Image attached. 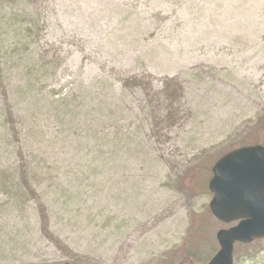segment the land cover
Wrapping results in <instances>:
<instances>
[{
  "label": "rangeland",
  "instance_id": "rangeland-1",
  "mask_svg": "<svg viewBox=\"0 0 264 264\" xmlns=\"http://www.w3.org/2000/svg\"><path fill=\"white\" fill-rule=\"evenodd\" d=\"M134 77L183 85L170 130ZM249 145L264 0H0V264H206L234 226L212 168ZM234 255L264 264V242Z\"/></svg>",
  "mask_w": 264,
  "mask_h": 264
},
{
  "label": "water",
  "instance_id": "water-1",
  "mask_svg": "<svg viewBox=\"0 0 264 264\" xmlns=\"http://www.w3.org/2000/svg\"><path fill=\"white\" fill-rule=\"evenodd\" d=\"M209 208L221 223L235 227L217 233L219 252L208 264H234V247L264 240V147H241L212 169Z\"/></svg>",
  "mask_w": 264,
  "mask_h": 264
},
{
  "label": "trees",
  "instance_id": "trees-1",
  "mask_svg": "<svg viewBox=\"0 0 264 264\" xmlns=\"http://www.w3.org/2000/svg\"><path fill=\"white\" fill-rule=\"evenodd\" d=\"M162 86L165 90L161 88L160 91L154 93L151 92L153 90V84L151 82H145L144 79L134 77L124 79L120 89L122 91L132 90V92H136L137 90L139 93L145 95H155V99L151 100L149 103V105L152 103V106L149 109V115L152 114L153 119L157 121L160 120V130L164 131L167 129L170 130L176 123H178V119H181L179 115L185 89L181 83L172 80L164 81ZM258 243L262 242H256V244ZM212 251L213 246L209 247V249L205 248L203 250H197V253H200L198 259H204L206 255L209 257Z\"/></svg>",
  "mask_w": 264,
  "mask_h": 264
}]
</instances>
